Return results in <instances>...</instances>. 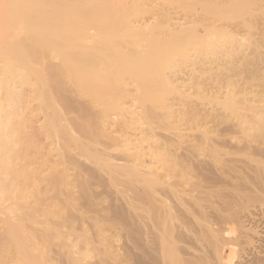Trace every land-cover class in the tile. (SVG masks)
Instances as JSON below:
<instances>
[{
  "label": "rangeland",
  "instance_id": "374dc122",
  "mask_svg": "<svg viewBox=\"0 0 264 264\" xmlns=\"http://www.w3.org/2000/svg\"><path fill=\"white\" fill-rule=\"evenodd\" d=\"M150 2L170 13L171 31L155 32L169 39L153 51L140 50L141 65H132L136 70L125 89L117 76H41L52 102L47 113L67 134L46 138L40 127L46 112L39 101L32 102L28 121L47 165L26 185L45 198L30 203L25 217L17 216L26 219L20 220L23 229L51 242L43 257L35 253L34 264H149L150 255H161L154 248L161 224L204 209L212 219V205L228 206L243 192L252 191L250 202L264 206V178L253 177L264 171V0ZM150 26L140 30L142 37L154 34ZM175 33L185 34L184 50L171 40ZM220 37L224 42L228 37L226 45L210 48V41ZM116 45L123 54L137 53L131 45ZM172 53L181 61L175 69L165 58ZM114 64L120 69L124 60ZM147 65L150 72L144 75L141 67ZM147 75L141 90L135 80ZM76 85L87 89L78 92ZM226 161L230 167L223 165ZM239 176L250 180L247 189H233L240 186ZM157 179L165 188H179L185 201L184 206L173 203L174 218L165 215L167 208L157 199ZM44 201L57 207L59 218L44 216ZM40 220L51 227L41 229Z\"/></svg>",
  "mask_w": 264,
  "mask_h": 264
},
{
  "label": "bare ground",
  "instance_id": "6f19581e",
  "mask_svg": "<svg viewBox=\"0 0 264 264\" xmlns=\"http://www.w3.org/2000/svg\"><path fill=\"white\" fill-rule=\"evenodd\" d=\"M150 1L0 0V229H3L0 234V258L9 255V262L5 264H34L35 253L43 257L51 243L46 236L27 227L23 229L20 223L23 212L30 210L31 204H37L35 201L45 198V194L37 196L38 189L35 186L26 185L47 165L41 150L42 144L28 121L32 102L39 101L40 110L46 112L40 126L46 138L56 135L66 137L67 134L59 120L47 113L52 102H48L45 79L41 76H66L73 79L82 76H117L121 86L113 78L114 82L117 81L119 88L125 89L136 70L132 65H141L140 50L150 47L153 51V47L169 39L155 32L164 31L166 34L171 31V15L163 9L159 10ZM144 14H148L149 18L145 19ZM147 26L152 27L154 34L144 38L140 30ZM171 38L177 42L178 49L188 47L184 33H175ZM222 39L213 38L209 47H223L226 40L224 42ZM118 41L131 45L137 53L123 54L116 48ZM165 58L174 69L181 62L173 53ZM115 59H123L124 66L117 69ZM141 71L146 75L150 67L142 66ZM147 78L148 75L142 76L139 81L135 80L141 90L145 88L144 81ZM74 89L81 92L87 87L76 85ZM116 105L118 108L123 107L120 103ZM253 127L260 130L256 125ZM154 155L160 157L161 154ZM223 165L231 166L227 161ZM51 171L49 168L44 174ZM253 177L263 179L264 171L254 173ZM239 179L240 186L233 185V189H247L246 185L250 183L248 177L239 176ZM221 180L215 179L214 182ZM157 184L161 187L157 188V199L166 206L165 215L174 218L178 211L173 203L178 202V206L185 204L180 190L172 184L165 188L158 179ZM251 196H254L252 191L243 192L240 199L231 201L228 206L212 205V219L205 217L204 209L199 215L192 214L188 219L161 224L158 227L160 231L154 236L158 241L154 248L161 255H150L149 264H173L174 261L175 264H264V206L250 202ZM191 199L194 200L193 197ZM43 213L46 218L60 216L57 207L45 201ZM15 218L17 221L13 220ZM38 224L43 230L51 227L50 222L43 223L40 220ZM165 234L168 235V243ZM40 264L46 262L40 260Z\"/></svg>",
  "mask_w": 264,
  "mask_h": 264
}]
</instances>
